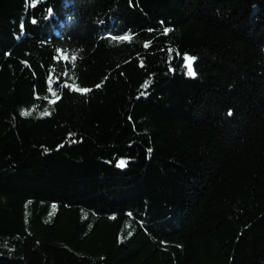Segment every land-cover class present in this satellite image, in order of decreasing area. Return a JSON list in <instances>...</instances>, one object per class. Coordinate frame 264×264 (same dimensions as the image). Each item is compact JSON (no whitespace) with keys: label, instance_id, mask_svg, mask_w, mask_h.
Here are the masks:
<instances>
[{"label":"trees","instance_id":"obj_1","mask_svg":"<svg viewBox=\"0 0 264 264\" xmlns=\"http://www.w3.org/2000/svg\"><path fill=\"white\" fill-rule=\"evenodd\" d=\"M32 2L0 0V264H264V0Z\"/></svg>","mask_w":264,"mask_h":264},{"label":"snow or ice","instance_id":"obj_2","mask_svg":"<svg viewBox=\"0 0 264 264\" xmlns=\"http://www.w3.org/2000/svg\"><path fill=\"white\" fill-rule=\"evenodd\" d=\"M30 6L35 7V0H33V2L31 3ZM49 14H51V10H49ZM33 23H35V21H33ZM21 29L23 30V24L21 25ZM164 31H165V33H167L169 30H168V29H164ZM119 39L122 40V41H123V40H130V39H131V36H130V35H126V36H122V37H120ZM75 59H76V56L74 55V56L72 57V60L75 61ZM194 59H195V58H191V57H187V56L184 57V60H185V66H186V68H187V74H188L189 76H192V77H195V75H196V73L194 72L193 67H192V65H193V63H194ZM98 87H99V85H98ZM79 91H80L82 94H86V93H87L88 91H90V90H89V89H79ZM142 94H143V93H142ZM228 115H229V116L232 115L231 111L228 112ZM126 163H127L126 161L121 160V161L118 162L117 166L122 168V167H125V166H126Z\"/></svg>","mask_w":264,"mask_h":264}]
</instances>
